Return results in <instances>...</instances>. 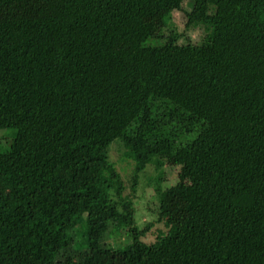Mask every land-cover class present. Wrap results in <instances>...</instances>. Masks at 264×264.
<instances>
[{
	"label": "trees",
	"instance_id": "1",
	"mask_svg": "<svg viewBox=\"0 0 264 264\" xmlns=\"http://www.w3.org/2000/svg\"><path fill=\"white\" fill-rule=\"evenodd\" d=\"M0 264H264V0H0Z\"/></svg>",
	"mask_w": 264,
	"mask_h": 264
},
{
	"label": "rangeland",
	"instance_id": "2",
	"mask_svg": "<svg viewBox=\"0 0 264 264\" xmlns=\"http://www.w3.org/2000/svg\"><path fill=\"white\" fill-rule=\"evenodd\" d=\"M172 24L178 29V31L183 32L185 30V25H186V19L185 15L181 12H174L173 14V20ZM189 35L192 37V39L196 42L200 40V37L203 35V30L202 29H193L192 32H189ZM112 156L114 159H118V153L117 151L112 152ZM165 172V179L164 182L162 183L163 187H169V186H174L176 185L178 181L177 173L178 170L174 168L172 165H168L164 168ZM149 173H154V168H150L148 170V173L146 174L147 178L143 179L140 183L139 187V198L137 203V214H136V219L138 221V224L140 226L145 225L146 222L148 221H153L155 220V215L150 214L147 210V208L152 207L154 205V201L152 199L153 197V191L151 192L150 188H146V184L148 183V177L152 176L149 175ZM124 178L126 177L123 175ZM156 176V175H153ZM164 228L163 225H157L153 231H155L156 228ZM145 242H152L154 240V236L152 234H148L145 237Z\"/></svg>",
	"mask_w": 264,
	"mask_h": 264
}]
</instances>
